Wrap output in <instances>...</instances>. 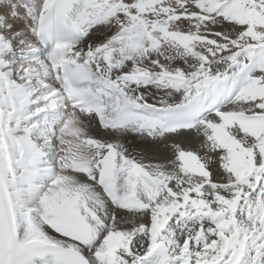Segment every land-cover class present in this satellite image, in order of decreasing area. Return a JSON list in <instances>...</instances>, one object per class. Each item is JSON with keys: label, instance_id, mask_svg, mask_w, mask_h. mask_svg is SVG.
Returning <instances> with one entry per match:
<instances>
[{"label": "snow or ice", "instance_id": "1", "mask_svg": "<svg viewBox=\"0 0 264 264\" xmlns=\"http://www.w3.org/2000/svg\"><path fill=\"white\" fill-rule=\"evenodd\" d=\"M0 264H264V0H0Z\"/></svg>", "mask_w": 264, "mask_h": 264}]
</instances>
